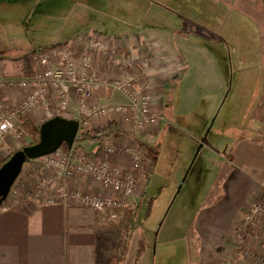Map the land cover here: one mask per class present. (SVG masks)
Listing matches in <instances>:
<instances>
[{"label":"rangeland","instance_id":"rangeland-1","mask_svg":"<svg viewBox=\"0 0 264 264\" xmlns=\"http://www.w3.org/2000/svg\"><path fill=\"white\" fill-rule=\"evenodd\" d=\"M89 26L113 39L170 27L193 45L179 50L186 73L167 87L159 130L142 142L150 169L131 244L138 264H199L207 225L216 223L210 209L258 171L245 144L264 132V0H3L0 52L22 56ZM28 166L20 173L26 186L51 170L41 163L31 178ZM99 217L94 248L105 261L124 234Z\"/></svg>","mask_w":264,"mask_h":264},{"label":"crops","instance_id":"crops-1","mask_svg":"<svg viewBox=\"0 0 264 264\" xmlns=\"http://www.w3.org/2000/svg\"><path fill=\"white\" fill-rule=\"evenodd\" d=\"M2 2L3 0H0L1 4ZM89 31L93 34L106 33L101 28L89 26L82 34H87ZM142 31L138 33L123 31L124 46H119L115 51L110 50L109 53H113L117 58L123 54L133 56V62L137 64L133 69L141 72L140 79L150 82L152 110L156 114L163 115L167 87L186 73L183 53L179 50L189 51L193 45L178 36L176 30L170 27H155ZM103 39L111 48L116 45V41L111 37ZM172 46L178 50H174ZM36 48L34 45L31 46L22 56H7L0 52V78L32 75L34 66L29 54ZM139 64L143 66L142 69H139ZM129 69L110 62L101 69V72L104 76L114 77L131 73ZM139 81L136 85L138 88ZM23 93L25 91L19 89H0L1 100L9 106L16 104ZM125 101L119 92L105 93L100 90L87 99L86 106L92 108ZM56 106L57 97L54 95L50 106L53 115H58ZM77 107L78 102L74 96L68 110L76 114ZM78 116L87 121V128L105 126L110 121H114L123 131L122 136L116 137L117 143L120 146L136 143L138 149L143 152L145 160L138 174L139 183L135 190V197L137 201L140 200L150 169L149 158L144 153L142 142L149 135L157 132L160 124L130 131L126 122L118 115L104 114L92 117L80 113ZM29 120L36 125L47 120L43 108L40 106L35 108ZM24 143L23 139H18L12 134L8 135L5 144L0 147V164L10 152L19 150ZM245 145H249V149L254 150L255 153L248 154V157L258 171L246 174L242 180L244 185L241 184L240 193L236 191L232 194V191H228L226 201L210 209V215H213L216 223L209 222L207 225L211 238L209 237V241L203 246L199 264H264V227L258 225L248 227L249 232L241 241L236 229L243 212L260 199L264 188V147L261 141L249 142ZM242 149L246 148L239 150ZM112 160L114 165L122 170L128 166L127 155L124 153L117 152ZM26 164L29 165V169L31 168L29 176L32 178L39 171L40 158L24 163L23 167ZM145 173H147L146 177H144ZM233 179L235 183L241 182L236 177ZM69 184L70 188L83 192L100 194L105 192L99 182L83 174H74ZM230 188H234V183L230 184L229 190ZM54 190L52 186L39 196L28 191L26 197L16 205L6 210L0 208V264H97L98 256L94 248L97 213L74 202H47V198Z\"/></svg>","mask_w":264,"mask_h":264},{"label":"built area","instance_id":"built-area-1","mask_svg":"<svg viewBox=\"0 0 264 264\" xmlns=\"http://www.w3.org/2000/svg\"><path fill=\"white\" fill-rule=\"evenodd\" d=\"M103 38L101 33L93 34L89 31L83 36L48 49L36 48L29 54L34 66L32 75L0 78V89L25 91L22 98L11 106L5 104L0 97V147L5 144L6 137L10 134L24 139L25 133L21 125L25 118L30 119L35 108L42 107L46 119L55 116L50 107L54 95L57 97L58 115L78 120L80 128H87V121L78 118L80 113L92 117L104 114L121 116L130 131L160 124L163 115L152 110L150 82L140 79L141 72L133 69L137 65L133 62V56L123 54L117 58L113 53H109L110 50L115 51L119 46H124V38H114V48L109 47ZM110 62L118 67L130 68L131 73L114 77L104 76L101 69ZM140 64L138 67L142 69ZM138 80L139 88L136 87ZM100 90L105 93L119 92L126 101L87 108V99ZM74 96L78 102L76 114L68 110ZM117 152L127 155L128 166L125 170L113 163V156ZM144 160L145 155L136 143L120 146L114 137L101 141L96 157L79 150H64L59 147L54 152L40 157V162L49 167L50 172L41 175L31 186H26L19 174L0 208L6 210L16 205L26 197L28 191L39 196L53 186L55 190L47 198V202H74L105 215L109 220L117 221L122 217L125 207H134L137 203L135 190ZM76 173L99 182L105 192L91 193L70 188V179ZM146 175L147 173L144 177ZM262 190L260 199L243 212L237 223L240 241L249 232L248 227H264V188Z\"/></svg>","mask_w":264,"mask_h":264},{"label":"trees","instance_id":"trees-1","mask_svg":"<svg viewBox=\"0 0 264 264\" xmlns=\"http://www.w3.org/2000/svg\"><path fill=\"white\" fill-rule=\"evenodd\" d=\"M59 43H54L51 45L37 47L40 50L48 49ZM39 125L33 124L29 119H24L21 128L23 129L25 136L28 137L29 141L24 143L21 147L33 144L39 140ZM123 135V131L117 126L114 121H110L107 125L101 127H89L80 128L73 144L71 146L66 143L61 144V148L64 150L72 149L73 151L79 150L84 154L96 157L100 151L101 141L104 138L109 137H120ZM261 143L264 147V132L262 133ZM141 146V144H139ZM14 152H10L6 158L1 162V164L7 160ZM34 159L28 158L24 163L33 161ZM0 164V165H1ZM24 165V164H23ZM23 168V166H22ZM6 198L1 202L0 206L4 203ZM139 206V200L134 207H125L123 209L122 217L117 220H109L105 215H103L104 220L107 221V226L110 228H115L121 230L124 236L118 241V244L113 251L112 255L109 256L105 261H98L97 264H138V252L132 247L131 239L133 236L132 223L136 220L137 209ZM97 213L96 225H102L100 222V213ZM102 215V214H101ZM105 216V217H104ZM100 223V224H98ZM104 224V223H103Z\"/></svg>","mask_w":264,"mask_h":264},{"label":"water","instance_id":"water-1","mask_svg":"<svg viewBox=\"0 0 264 264\" xmlns=\"http://www.w3.org/2000/svg\"><path fill=\"white\" fill-rule=\"evenodd\" d=\"M80 130L79 121L55 115L39 126V140L16 150L0 165V204L22 170L24 161L50 154L62 143L71 146Z\"/></svg>","mask_w":264,"mask_h":264}]
</instances>
